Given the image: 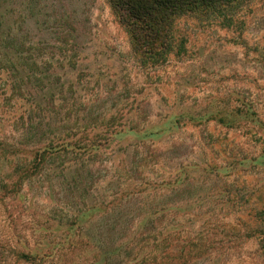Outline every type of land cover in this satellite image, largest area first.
<instances>
[{
    "label": "rangeland",
    "instance_id": "374dc122",
    "mask_svg": "<svg viewBox=\"0 0 264 264\" xmlns=\"http://www.w3.org/2000/svg\"><path fill=\"white\" fill-rule=\"evenodd\" d=\"M16 26L45 54L0 56V264H264V0L180 16L156 64L109 0H16Z\"/></svg>",
    "mask_w": 264,
    "mask_h": 264
},
{
    "label": "trees",
    "instance_id": "16d2710c",
    "mask_svg": "<svg viewBox=\"0 0 264 264\" xmlns=\"http://www.w3.org/2000/svg\"><path fill=\"white\" fill-rule=\"evenodd\" d=\"M109 1L115 13H117L121 18H123L124 21L128 19L130 20V27H128V31L133 40L132 43L134 51L142 56L148 55V59L151 60L150 62L156 64L158 62L165 61V57L175 50L174 26L176 19H178L182 15L187 14H197L201 12H205L206 14H208L210 12H221L222 10L224 11L225 8H230L231 6L235 5V2H239L240 0ZM124 12L126 18L122 15V13ZM77 23L78 22L72 17V15H68L66 19V24L63 27V31L67 30L76 32L78 30ZM41 31H43V29ZM31 32L32 29L30 30L29 28L25 29V27L23 26H16V0H0V56L6 58V61H11L12 57L24 58V56H26L27 58H30V55L34 52L45 54L44 49H40V47L36 48L37 43L39 41L34 38L36 32L34 33L33 38H31ZM51 33H55L57 35L61 32L59 29L53 28L51 30ZM11 68L16 75V86L11 83L13 85L12 89L16 87V92L18 90L17 94L23 97L30 95L27 85L31 82L30 78L35 76L37 71L35 69H32L31 73H26L24 67L18 68L17 66H12ZM9 72H11V69ZM25 85L26 88L23 91L22 86ZM64 107L66 106L64 105ZM245 107L246 108L242 110L244 115H248L245 118H249L250 120H255L256 118H258V115L253 109L252 105L245 104ZM204 110L205 111H199L198 116H200L201 119H211L212 114H210L208 110ZM32 111L33 110H30V112H26V116L21 117V120H24L25 118L26 119L23 122V126L21 127L23 128V137L20 141V144L26 146H28L29 142L32 140L30 135L31 127L29 125L31 123V119L33 118ZM68 115H70V113H68ZM192 117L190 116L189 118L192 121H195L197 119H194L195 116ZM180 121L181 120L179 117H175L173 121H170L169 124L172 127H170L168 131H172L174 129L176 130L178 127H180ZM119 130L120 129L114 130L113 132H111V134H114ZM125 130L135 131L133 130V128L130 129L128 127H125ZM159 134H161L160 130ZM154 135V132H149L145 130L140 140L149 141L150 139H154ZM160 136L161 135H158L155 139H159ZM67 146H70V144H66V142L64 141L58 142L57 144L49 142L48 144H45L44 147L38 148L36 150V153H45L51 148H54L55 151H60ZM29 152L32 153V151H27L25 154L32 155ZM29 168L30 167L28 165L23 164L22 168H20L23 173H20V175L16 179V184H21L23 182L24 175L28 173ZM218 170L219 172H222V170ZM18 171L20 170L18 169ZM232 171H234V168H231L229 171L225 169L224 172L230 174ZM98 208L99 207L97 206L83 208L79 211L78 215H80L84 211L95 212V210H98ZM86 214V212L81 214L79 219L77 218L78 220L75 221L74 224H77L78 221L85 220L86 218H84V215Z\"/></svg>",
    "mask_w": 264,
    "mask_h": 264
}]
</instances>
